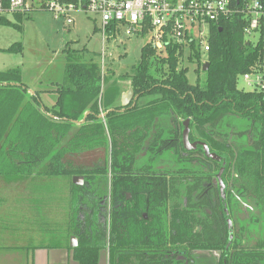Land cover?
<instances>
[{"label": "trees", "instance_id": "obj_1", "mask_svg": "<svg viewBox=\"0 0 264 264\" xmlns=\"http://www.w3.org/2000/svg\"><path fill=\"white\" fill-rule=\"evenodd\" d=\"M26 18L15 16V23L3 19L0 26L22 31ZM245 26L236 16L212 28L209 68L204 80L198 76L195 83L188 78L187 65L195 64V72H202L197 50L186 65L176 55L177 48L169 49L163 58L148 44L131 73L117 78L110 67L105 72L100 63L87 61L83 52L68 44L63 51V79L34 94L20 68L0 71V176L67 179L69 229L78 238L74 249L78 262L97 264L100 251L107 247L116 261L129 257L140 264H189L194 251L224 250L228 241L225 229L215 231L214 227L219 216V205L213 202L219 198L216 188L204 187L199 176L187 168L160 177L149 176V169H135V164L148 130L158 126L160 119L180 124L190 120L192 126L203 128L202 138L210 144L217 134L224 135L217 132L218 127L230 126L235 118L244 119L254 125L251 149L234 157V167L240 179L251 178L256 194L264 192V93L238 87L240 76L259 67L264 37L252 44L246 40ZM117 33L109 30L105 42L116 39ZM23 48L22 43H15L0 51L22 53ZM126 81L138 97L134 107L133 101L126 108L119 103L120 83ZM51 94L56 101L47 106L41 97ZM88 112L85 123L76 124ZM158 129L154 144H165L161 142L163 131ZM101 149L106 153L102 165L82 166L73 160ZM194 154L189 153L188 162L198 161ZM178 161L186 160L179 156ZM75 176L84 177L83 185L73 184ZM101 201L107 210L102 225L98 222ZM208 209L212 215L206 213ZM200 211L206 215L202 231L198 228ZM241 246L233 241L232 248ZM183 252L188 263L179 258ZM260 262V252L245 248L235 252L232 260V264Z\"/></svg>", "mask_w": 264, "mask_h": 264}, {"label": "rangeland", "instance_id": "obj_2", "mask_svg": "<svg viewBox=\"0 0 264 264\" xmlns=\"http://www.w3.org/2000/svg\"><path fill=\"white\" fill-rule=\"evenodd\" d=\"M8 19L15 23L14 18L11 16H8ZM74 19V25L68 26L62 20L55 19L51 13L38 11L24 20L22 31L9 26H0V49H7L15 43H22L24 47L22 53H4L0 51V71L18 67L22 70L23 80L30 87V91L51 89L52 83L63 79L66 65L63 51L70 44L72 50L83 52L87 61L92 60L103 65L105 72L109 67L114 70V78L131 73L140 60L141 49L148 42L146 37L128 35L124 31L113 41L105 42L100 31L97 30L94 33L95 27L99 26V23L95 21V16L77 13L74 15ZM247 40L251 41L252 44H256L259 41V34L255 33L247 37ZM188 67V78L191 83H195L198 76L201 80H204V72L197 74L195 64ZM238 87L245 92L251 91V88L242 79H239ZM120 88L122 93L128 90L130 88L129 82L120 83ZM41 99L47 106H52L56 101L53 94L43 95ZM121 101L122 97L119 101L120 104ZM157 122L167 131L171 129L170 119H160ZM233 122L240 125V128L237 127V129H246L249 125L248 121L239 118H235ZM236 125L231 129H236ZM150 133L153 136V130ZM148 143L149 141L144 143L141 153L138 155L136 168L150 163ZM105 157V150L101 149L86 153L79 158L75 157L73 160L77 165L90 167L95 164L102 165ZM182 165L177 161V156L173 150L164 152L153 163L154 170L157 172L177 171ZM45 179L46 183L50 184L51 182L49 186H46V188H51L49 192L53 193L52 197L54 198H51V200L54 201L56 198H60L66 203L65 199H68L67 203H69L67 179L53 178V181L47 177ZM54 182L57 183L52 184ZM67 203L65 206H67ZM55 206L60 208L59 205ZM65 206H61L62 210L65 209ZM57 207L52 208L51 206V208L46 209V213L49 211V214L43 218L47 221L46 226L51 225L50 212L56 210ZM51 215L56 219L59 217L64 218L56 212ZM259 228L261 231L263 230L261 226ZM180 257L186 263L189 262L190 257L192 260L189 264H216L213 255L203 250L194 251L189 257L186 253Z\"/></svg>", "mask_w": 264, "mask_h": 264}, {"label": "built area", "instance_id": "obj_3", "mask_svg": "<svg viewBox=\"0 0 264 264\" xmlns=\"http://www.w3.org/2000/svg\"><path fill=\"white\" fill-rule=\"evenodd\" d=\"M38 11L51 13L68 26L74 25L77 13L93 15L104 41L109 30L119 32L117 36L125 31L146 37L156 56L166 58L175 47L183 64L197 50L201 68L207 62L212 28L229 18L245 21L246 40L255 33L259 41L264 37V0H0V20ZM240 79L251 91L264 93V54L259 67Z\"/></svg>", "mask_w": 264, "mask_h": 264}, {"label": "flooded vegetation", "instance_id": "obj_4", "mask_svg": "<svg viewBox=\"0 0 264 264\" xmlns=\"http://www.w3.org/2000/svg\"><path fill=\"white\" fill-rule=\"evenodd\" d=\"M233 120H231L230 126L223 127L222 129L218 127L217 132L223 133L224 135L217 134L211 144L202 138L200 132L203 131V128L192 126L190 120H185L182 124H180L181 121L170 120L171 129H168V131L162 125L157 123V126L154 124L148 130L149 134L142 143L138 153V155L141 153L144 143L149 141L148 153L150 163L138 168H136L135 164V169H149L150 172L147 173L149 176L159 175L160 177H164L176 171H155L153 163L156 159L169 150H173L176 154L177 161L178 157L182 156L183 160L186 161L178 162L183 164V168L195 172L204 187H212L218 190L219 198L218 200H213V202L219 205V216L217 217L216 215L214 227L215 231L222 230V228L225 229V232L222 231L227 234L228 241L224 250L207 251L213 255L216 264H232L235 252L242 248L260 252L261 262L258 264H264V192L262 191L260 194H256V188L251 178L247 177L246 180L243 178L240 179L234 167V157H237L244 150L251 149L254 125L249 122L246 129H237V127L240 128V125H236ZM186 122L188 123L185 124ZM234 124L236 125V129H231V127L235 126ZM158 128H161L163 131L161 142L165 144H154L156 135L160 131ZM186 129L188 130L187 142L184 139ZM152 130L154 132L153 136L150 133ZM176 150H179V156ZM189 153H196L193 157L198 161L188 162ZM134 174H137V172ZM192 175L194 174L192 173ZM126 196L127 199L132 198L130 193H127ZM101 202L102 205L99 206L100 212L98 213V217L104 222V214L107 210L105 211L103 209L104 202ZM206 213L209 215L213 214L209 209L206 210ZM199 216L202 222L198 228L202 231L204 229L206 215L203 211H200ZM143 217L145 219L148 218L146 213L143 214ZM260 226L263 228L262 231L259 228ZM234 240L238 241L242 246L232 248Z\"/></svg>", "mask_w": 264, "mask_h": 264}, {"label": "crops", "instance_id": "obj_5", "mask_svg": "<svg viewBox=\"0 0 264 264\" xmlns=\"http://www.w3.org/2000/svg\"><path fill=\"white\" fill-rule=\"evenodd\" d=\"M50 184L39 176H0V264H81L74 257L78 238L71 235L69 229L71 199L69 203L65 199L67 206L63 199L51 200L54 198L49 192L51 188H46ZM67 189L69 192V184ZM51 206L57 209L51 210L52 222L46 226L43 218L49 214L46 209ZM54 212L64 218L56 219L51 215ZM98 220L102 225L103 221ZM72 237L77 239L76 247L71 246ZM135 259L123 257L116 261L107 247L100 251L97 264H140Z\"/></svg>", "mask_w": 264, "mask_h": 264}, {"label": "water", "instance_id": "obj_6", "mask_svg": "<svg viewBox=\"0 0 264 264\" xmlns=\"http://www.w3.org/2000/svg\"><path fill=\"white\" fill-rule=\"evenodd\" d=\"M208 68H209V63L206 62V63L203 64L202 71H203V72H207ZM29 92H30L31 94H34V92H32V91H30V90H29ZM121 97H122L121 106H122L123 108L128 107L129 104H130L132 101H133V104H132L131 107H134L135 104H136L135 101H136L137 98H138L137 96H134V91H133V89H132L131 87H130V88L128 89V91H127L126 93H124ZM88 115H89V112L85 114L83 120H81V121H77L76 124L81 125V124L85 123V121H86ZM187 123H188V122H186L185 124H187ZM187 137H188V130L186 129V131H185V133H184V139H185V142H187ZM205 149L207 150L206 147H205ZM213 157L216 158L215 156H213ZM72 181H73V184H74V185H76V186H81V185H83V183H84V177H83V176H75V177L73 178ZM71 246H72V247H76V246H77V239H76L75 237H72V240H71Z\"/></svg>", "mask_w": 264, "mask_h": 264}]
</instances>
